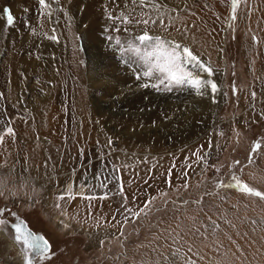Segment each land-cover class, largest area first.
I'll return each mask as SVG.
<instances>
[{"label":"rangeland","instance_id":"obj_1","mask_svg":"<svg viewBox=\"0 0 264 264\" xmlns=\"http://www.w3.org/2000/svg\"><path fill=\"white\" fill-rule=\"evenodd\" d=\"M109 1H99L85 20L87 0H60L54 7L63 10L51 18L40 15L38 0H0V135L9 126L15 133L0 143V208L16 214L4 216L8 225L0 230V264H23V252L10 240L9 226L17 220L45 237L54 253L50 260L34 256L32 264H184L185 257L196 264H264V201L234 186L217 187L234 185L235 174L264 191V0H241L234 21L230 0H158L159 11L146 7L150 35L189 47L213 68L208 77L188 66L218 84L212 102L190 96L187 88H141L140 70H129L118 54L125 46L116 43L122 37L117 29L125 24L108 18ZM119 1H113L121 10L113 17L127 12ZM5 7L15 17L11 27H6ZM98 24L103 31L87 32ZM53 29L58 42L45 35ZM88 48L104 63L95 82L86 79ZM48 64L52 77L43 81ZM75 64L84 79L80 86ZM126 70L132 74L128 81ZM46 89L53 94L47 97ZM140 91L148 93L144 100H127ZM34 112L41 117L40 139L20 144L18 138L30 133ZM255 142L262 147L249 163ZM138 163L145 168L136 173ZM118 183L127 200L117 194ZM70 186L74 194L108 193L114 214L118 206L123 213L124 202L136 209L156 199L147 216L124 225L123 234L116 225L86 247L82 229L89 224L81 214L88 210L86 201L79 195L57 199Z\"/></svg>","mask_w":264,"mask_h":264},{"label":"snow or ice","instance_id":"obj_2","mask_svg":"<svg viewBox=\"0 0 264 264\" xmlns=\"http://www.w3.org/2000/svg\"><path fill=\"white\" fill-rule=\"evenodd\" d=\"M59 2L60 0H38V4L41 9L40 15L51 18L54 12L62 11V8L54 7L59 5ZM131 3L133 5H137L138 3L141 8L151 7L156 11H159L163 7L158 0H131ZM240 3L241 0H230V18L233 21L237 18L236 12ZM25 11L27 12L28 9H25ZM3 16L6 18V27L14 25L15 17L11 14V10L8 7L4 8ZM108 18L110 20H121V22L125 25L137 23L147 26L150 22L148 19L133 21L124 13H121L119 17H113L111 13H109ZM151 23L155 24L156 21L152 20ZM160 23H163V21L161 20ZM118 30L119 29H117V31ZM32 31L33 34H36L34 29ZM54 33L55 29H53L52 35H48L47 33H45V35L48 39L58 42V38ZM253 39L255 40V37H253ZM135 40L138 41L140 45L148 46V48L146 50H142L138 46L129 44L124 51L131 52L139 56L144 65L145 70L136 75L137 80H144V82L140 84L141 88H152L157 91L166 92H171L173 89L183 90L184 88H187L194 91L195 94L200 97L209 95L214 100L216 93L220 90L218 84L213 79L202 78L199 75V72L192 71L188 66L191 65L192 68H196L201 72L207 73L208 77H212L214 75V70L209 64L203 62L189 47L175 41L165 40L160 36H152L147 30H145L143 34L136 36ZM116 43L118 45L120 44L119 39L116 40ZM233 92L235 94V88H233ZM253 95L255 94L253 93ZM5 135L14 136L15 133L13 128L9 126L5 129L4 135H0V143H3ZM109 143L111 144V140H109ZM261 147L262 145L260 142L253 143L248 156L249 163L253 162V154L258 153ZM193 155H197V153H193ZM200 159H202V157L197 155V160ZM239 163V161L234 162L236 165ZM113 169L117 173L120 172V168L113 166ZM217 171H219V169H217ZM170 174L171 170H169V175ZM185 175L187 176V173H185ZM112 178L116 181H119L120 179L119 176H114ZM232 179L235 181L234 185H223V183H218L217 187L234 186L242 194L250 197H256L264 201V191H260L255 187L249 186L235 174H233ZM86 186L87 185L85 184L81 187ZM183 186L187 188L188 184L185 183ZM100 187L106 188L108 185L106 183H101ZM117 187L119 189L117 194L124 200H127L123 184L118 183ZM2 194L3 193H0V195ZM77 195H79L81 199L89 202L97 199L104 200L108 198V193H104L100 196L95 194H84L83 192L74 194L72 186H70L68 191L58 196L57 199L64 200L65 197H67L68 200H72L75 199ZM160 195L163 197L166 193L161 192ZM155 199L156 197H151L144 200L142 207L136 209L128 207L127 204H122L121 207L123 209V213L118 214L123 215V220H116L113 226L118 225V230L121 234H123L125 224L136 222L141 216H147L152 211V205ZM56 206L60 207V204L58 203ZM6 212L12 216L16 215L15 213H11L7 208H0V230H3V228L8 225V220L4 218ZM113 219L115 220V217H113ZM11 227L13 230V240L23 252V264H32L31 257L33 256L38 257L40 260H50L52 255H54V253H51L50 251L49 241L45 237L32 232L22 220H18L13 223ZM65 227H67V225ZM104 243L105 242L103 240L100 241L101 245ZM191 250V247H189L188 251L191 252ZM177 252H179V249H177ZM184 264H196V261L185 257Z\"/></svg>","mask_w":264,"mask_h":264},{"label":"bare ground","instance_id":"obj_3","mask_svg":"<svg viewBox=\"0 0 264 264\" xmlns=\"http://www.w3.org/2000/svg\"><path fill=\"white\" fill-rule=\"evenodd\" d=\"M21 1H23V0H21ZM79 1V0H78ZM99 1H101V0H87V4L85 5L86 6V9H87V13H86V16H85V20H89L88 19V17H90V15L92 14V12L95 10L96 11V9H97V7H96V4L99 2ZM113 1H115V0H110L109 1V6H107V13H115V14H120V9H118V8H116V7H114V6H112L113 5ZM263 1V0H262ZM111 2V3H110ZM120 3H119V5H120V8L123 10V11H127L126 12V14L125 15H128L129 17H130V19H132L133 21H135L134 20V17L135 16H137V15H139L142 19H148V8H146V7H143V8H139V5L137 4V5H135L133 8L130 6V5H128V3L129 2H127V1H123V0H120L119 1ZM115 4V3H114ZM126 5H127V7H126ZM84 8V7H83ZM130 9V10H129ZM118 16H120V15H118ZM150 16H152L151 14H150ZM84 17V16H83ZM150 18V17H149ZM4 20V19H3ZM138 20V19H137ZM264 22V21H263ZM88 24V23H87ZM102 25V24H101ZM100 24H98V26L96 27H94V26H92L91 28H89L88 30H87V32L89 31V33L91 32V34L92 33H95V32H100V31H103L102 30V26H101ZM140 25V26H139ZM137 26H139V27H137ZM148 26V25H147ZM147 26H144V25H142V24H137V23H130V24H127V26H123V25H121V27L120 28H118L119 30V34L117 35V37H119V36H122L120 39H119V41H120V44H121V46L123 47V46H125V49L129 46V44H132V45H135V46H138V47H140L142 50H146L148 47L146 46V45H140L139 44V42L138 41H136L135 40V37L137 36V33L138 32H140V30L141 31H145V30H147ZM105 33H106V31H104ZM103 33V32H102ZM141 34H143V33H141ZM119 44V45H120ZM121 50V49H120ZM87 52V59H86V67H87V82H95L96 81V79H98L99 77H101L100 75L101 74H99L100 73V70H101V64L103 63V60L98 56V53H96V51L95 50H93V49H90V48H88V50L86 51ZM45 54H46V56L47 57H49L50 56V49H48V50H45V52H44ZM119 55H120V58L122 59V61H123V63L125 64V65H127V67H129V70H131V69H139L140 71V73H142L144 70H145V68H144V65H143V63H142V61L140 60V58H139V56H137V55H135V54H133V53H131V52H127V51H124V50H122V52L120 51L119 53H118ZM76 59V58H75ZM17 60V61H16ZM16 60H14V64H13V66L14 65H16V63L18 62V59H16ZM50 60V59H49ZM20 62V61H19ZM72 63V62H71ZM104 64V63H103ZM118 65V64H117ZM78 66H79V63H78ZM75 67H76V64H75ZM127 69V68H126ZM46 70H47V72H46V76H43L42 75V77H41V79L44 81V79H45V81H46V79H50L51 77H52V74L51 75H49V72L52 70V64H48V66L46 67ZM127 71V70H126ZM52 72V71H51ZM74 76L76 77L75 78V82L77 83V85L79 84V86L80 85H82V83L84 82L83 80H82V75H81V70L78 68V67H76L75 68V70H74ZM136 72V71H135ZM126 74L124 75V77H123V79L125 80V81H128L129 79H131V78H129V76L130 75H132V74H130L131 72H129V71H127V72H125ZM11 75V74H10ZM40 76H41V74H40ZM203 77V76H202ZM261 79H263L264 80V69L261 71V77H260ZM72 79V78H71ZM106 81H107V83H112V81H113V78L111 79V77H109L108 79H106ZM142 81V80H141ZM130 82V81H129ZM132 82V81H131ZM106 83V84H107ZM14 84V83H13ZM13 84H11L8 88H9V92H8V95L10 96V100H11V102L13 103L14 102V99L16 98L15 97V91H14V85ZM84 84V83H83ZM90 84V83H89ZM92 84V83H91ZM103 85V84H102ZM109 85V84H108ZM109 88V87H108ZM110 89V88H109ZM113 89V88H112ZM112 89L111 90H106L107 92H112ZM105 91V92H106ZM45 94H46V96L47 97H49V96H51L52 94H53V92H52V90H50V89H46L45 90ZM127 94V93H126ZM146 94H148V93H146V91H144V93H141V91H140V93L139 94H136V96H134V97H129L128 96V99L127 100H131L132 102L133 101H135V99H137V97H139V100L141 99V100H144L143 98H145V97H147V95ZM9 96H8V98H9ZM190 96H192V97H198V98H202L203 100H207V101H210V102H212V101H214L216 98L214 97V100H213V98L211 97V96H209V95H205L204 97H200V96H198V95H196L195 94V92L194 91H192V94H190ZM216 96V95H215ZM148 99V98H147ZM140 100V101H141ZM129 102V101H128ZM146 102H147V100H146ZM44 110V109H43ZM48 115H46V117H47ZM40 122H41V117L37 114V113H33V116L31 117V120H30V133H28V136L26 135V136H24V138H23V136H21L20 138H18V143H20V144H24V142H26V144H37V141L40 139L39 137L41 136L40 135V132H39V130H38V128L40 127H38V125L40 124ZM43 122H45V119H43ZM46 124V123H45ZM43 125V124H42ZM46 127V126H45ZM54 128V127H53ZM43 129V128H42ZM97 130H98V128H96ZM46 130V129H45ZM48 132V131H47ZM26 139V140H25ZM103 139V138H102ZM145 139V138H144ZM144 139H142V140H140V143H143V144H145V140ZM104 140V139H103ZM122 145H125V144H122ZM35 147V146H34ZM40 158H42V157H40ZM148 164V163H147ZM145 165V164H144ZM131 166V165H130ZM140 166H142L143 167V164H140V163H138V165H137V167H135L136 168V173L137 172H139L140 170H142L141 168H140ZM143 168H145V167H143ZM144 170V169H143ZM28 174H32V172H28Z\"/></svg>","mask_w":264,"mask_h":264},{"label":"crops","instance_id":"obj_4","mask_svg":"<svg viewBox=\"0 0 264 264\" xmlns=\"http://www.w3.org/2000/svg\"><path fill=\"white\" fill-rule=\"evenodd\" d=\"M113 180L108 183V185H114ZM88 194H99L98 192ZM86 201V204L88 205V210L85 212H82L81 214L83 217H87L86 221L88 222V227L86 229H82V232H84V235H87V242L85 244L86 247H90L94 245L95 238L100 237L102 234L105 236L106 231L111 232L115 226V221L118 220V218L121 216V209L118 206L116 209V214H114L115 210H109V207H111V203L109 199H105V201H109L108 204H104L103 200H93L91 202ZM123 202V201H122ZM108 203V202H107ZM124 204H126L124 202ZM128 206V205H127ZM102 207V208H100ZM130 207V206H129ZM103 208H107V210H103ZM102 212V213H101ZM115 217V220L113 219ZM108 232V233H109Z\"/></svg>","mask_w":264,"mask_h":264},{"label":"water","instance_id":"obj_5","mask_svg":"<svg viewBox=\"0 0 264 264\" xmlns=\"http://www.w3.org/2000/svg\"><path fill=\"white\" fill-rule=\"evenodd\" d=\"M18 221V220H17ZM10 227V229L12 230V227L11 226H9ZM10 240L12 241V242H14V240H13V232H12V235L10 236ZM21 250V249H20ZM34 257V256H33ZM33 257H31V258H33Z\"/></svg>","mask_w":264,"mask_h":264}]
</instances>
